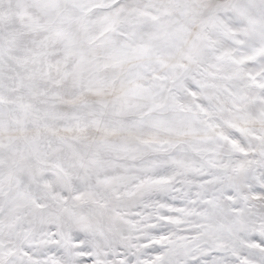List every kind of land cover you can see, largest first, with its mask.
<instances>
[{
    "label": "snow or ice",
    "instance_id": "6c2138e0",
    "mask_svg": "<svg viewBox=\"0 0 264 264\" xmlns=\"http://www.w3.org/2000/svg\"><path fill=\"white\" fill-rule=\"evenodd\" d=\"M0 264H264V0H0Z\"/></svg>",
    "mask_w": 264,
    "mask_h": 264
}]
</instances>
